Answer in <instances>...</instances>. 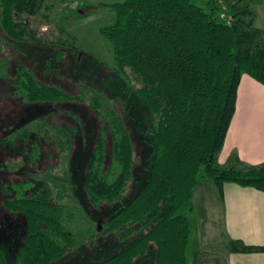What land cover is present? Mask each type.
Here are the masks:
<instances>
[{
	"label": "trees",
	"instance_id": "1",
	"mask_svg": "<svg viewBox=\"0 0 264 264\" xmlns=\"http://www.w3.org/2000/svg\"><path fill=\"white\" fill-rule=\"evenodd\" d=\"M45 0H0V30L15 42L43 40L24 14L40 13ZM254 0H118L113 25L100 29L112 44L115 73L132 83L157 119L150 175L141 191L106 223L127 246L99 264H186L192 235L189 213L203 179L219 194L226 183L264 192V162L253 164L233 150L220 162L237 110L244 74L264 85V30L256 26ZM1 39V35H0ZM15 83L27 102L86 101L99 117L98 139L85 187L91 205L122 202L134 177L137 153L121 108L104 89L81 85L72 95L38 79L21 64ZM136 83H138L136 85ZM27 223L20 264H52L76 246L63 223L62 206L39 194L5 203ZM232 252H264V246L230 239ZM0 264H10L0 247Z\"/></svg>",
	"mask_w": 264,
	"mask_h": 264
},
{
	"label": "rangeland",
	"instance_id": "2",
	"mask_svg": "<svg viewBox=\"0 0 264 264\" xmlns=\"http://www.w3.org/2000/svg\"><path fill=\"white\" fill-rule=\"evenodd\" d=\"M116 1L45 0L39 14L22 16L43 39L40 42H15L0 30V131H7V141L0 144V247L10 264L21 263L27 223L24 215L9 213L3 203L32 193L62 206L64 226L76 238L74 250L52 264H99L128 244L105 233L100 223L130 202L148 180L157 119L133 84L115 73L112 44L100 32L116 22L109 6ZM195 1L204 5L205 0ZM21 64L39 80L72 95L81 94L82 84L104 89L121 108L137 153L134 177L122 202L94 208L87 195L86 173L100 130L90 104L27 102L15 83Z\"/></svg>",
	"mask_w": 264,
	"mask_h": 264
},
{
	"label": "crops",
	"instance_id": "3",
	"mask_svg": "<svg viewBox=\"0 0 264 264\" xmlns=\"http://www.w3.org/2000/svg\"><path fill=\"white\" fill-rule=\"evenodd\" d=\"M256 26L264 30V0H254ZM237 150L253 164L264 162V85L244 74L238 90L237 110L228 130L220 162ZM192 228L186 264H264V252L240 253L227 249L230 239L264 246V192L226 183L219 194L203 179L194 190Z\"/></svg>",
	"mask_w": 264,
	"mask_h": 264
},
{
	"label": "flooded vegetation",
	"instance_id": "4",
	"mask_svg": "<svg viewBox=\"0 0 264 264\" xmlns=\"http://www.w3.org/2000/svg\"><path fill=\"white\" fill-rule=\"evenodd\" d=\"M6 134H7V131H5L4 129L2 131H0V144L3 145L6 141H7V138L6 137ZM0 145V146H1ZM17 199V198H16ZM8 201V200H7ZM5 200V202L3 203V205H5V203L7 202ZM4 207V206H3ZM5 209L9 212L11 211L8 207L5 206ZM10 213V212H9Z\"/></svg>",
	"mask_w": 264,
	"mask_h": 264
}]
</instances>
